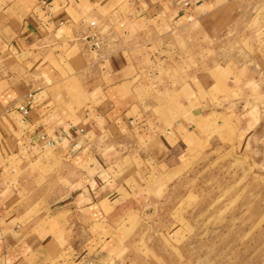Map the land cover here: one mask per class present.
<instances>
[{
    "label": "crops",
    "instance_id": "obj_1",
    "mask_svg": "<svg viewBox=\"0 0 264 264\" xmlns=\"http://www.w3.org/2000/svg\"><path fill=\"white\" fill-rule=\"evenodd\" d=\"M125 1L0 0V178L49 153L64 168L5 187L0 264H122L133 192L172 157L224 123L264 141V0ZM95 31L99 50L84 39Z\"/></svg>",
    "mask_w": 264,
    "mask_h": 264
},
{
    "label": "rangeland",
    "instance_id": "obj_2",
    "mask_svg": "<svg viewBox=\"0 0 264 264\" xmlns=\"http://www.w3.org/2000/svg\"><path fill=\"white\" fill-rule=\"evenodd\" d=\"M206 48L203 56L210 55ZM192 55L182 66L187 74L196 67ZM216 70L220 73V64ZM162 83L149 79L142 87L144 97L162 98ZM209 128L206 142L190 146L181 159L172 157L169 175L153 176L133 192L138 203L127 223L130 239L118 253L122 264H264V141L242 138L227 123ZM133 147L125 142L104 151L123 156ZM24 163L17 160L15 170H6L0 178L4 187L19 182L25 172L31 180L39 175L43 183L62 180L64 168L50 153L25 163V171ZM128 173L131 169L122 177Z\"/></svg>",
    "mask_w": 264,
    "mask_h": 264
},
{
    "label": "built area",
    "instance_id": "obj_3",
    "mask_svg": "<svg viewBox=\"0 0 264 264\" xmlns=\"http://www.w3.org/2000/svg\"><path fill=\"white\" fill-rule=\"evenodd\" d=\"M47 7H52L51 5V0H41L40 4H39V9L40 10H46ZM90 25L92 27L96 26V21H91ZM84 39L88 42V44L91 46L92 49L94 50H99L102 46V40H101V36L98 32H91L89 34H87ZM29 98L30 100H32L33 98V94H29ZM19 110L24 114L27 115L29 113V107L28 106H20ZM45 139V138H44ZM51 140L47 141L48 145H51ZM5 192V187L2 185V183L0 182V205L2 204V197L3 194Z\"/></svg>",
    "mask_w": 264,
    "mask_h": 264
}]
</instances>
